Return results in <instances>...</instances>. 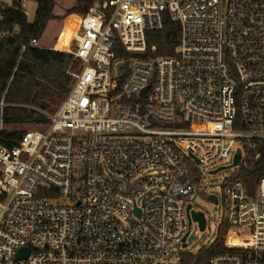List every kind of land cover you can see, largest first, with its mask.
Instances as JSON below:
<instances>
[{"label":"built area","instance_id":"obj_1","mask_svg":"<svg viewBox=\"0 0 264 264\" xmlns=\"http://www.w3.org/2000/svg\"><path fill=\"white\" fill-rule=\"evenodd\" d=\"M166 15L180 38L158 55L148 32ZM64 22L30 46L73 56L65 98L43 128L0 141V264H180L200 170L237 153L209 264H264V0H93Z\"/></svg>","mask_w":264,"mask_h":264},{"label":"trees","instance_id":"obj_2","mask_svg":"<svg viewBox=\"0 0 264 264\" xmlns=\"http://www.w3.org/2000/svg\"><path fill=\"white\" fill-rule=\"evenodd\" d=\"M24 1L13 0L0 21V32L19 28V32L0 40V120L6 125L47 123L49 119L45 114L56 111L72 82L69 68L73 56L70 53L30 46L31 39L41 37L48 22L60 16L53 11L55 1L35 0L37 7L33 20L28 19ZM92 1L87 0V6L80 9L71 7L69 13L85 12ZM148 37L149 48L153 44L157 46L155 54H173L179 42L180 26L166 15L164 28L149 31ZM22 44L27 45L24 51ZM118 47L120 42H117L116 50ZM117 54L122 52L118 50ZM24 134L23 130L3 129L0 141L13 147ZM258 145L263 149L264 139L258 140ZM252 166L253 169L242 172L249 184L256 182L262 174L260 162H253ZM222 246L223 239L219 234L214 243L204 245L196 252L183 251L180 264H209L210 256Z\"/></svg>","mask_w":264,"mask_h":264},{"label":"rangeland","instance_id":"obj_3","mask_svg":"<svg viewBox=\"0 0 264 264\" xmlns=\"http://www.w3.org/2000/svg\"><path fill=\"white\" fill-rule=\"evenodd\" d=\"M7 2H12V0H5ZM55 7L54 12L60 15L59 13H63L58 18L50 20L48 25L44 31V34L41 38V43L43 45H52L54 44L56 37L59 32L62 30L64 25V19L67 13H69V9L73 6L78 7V9L87 6V0H54ZM37 7V2L35 0H26V11L29 20H33L35 11ZM80 12V11H77ZM66 37L63 41H61L62 47H67L70 43V35L64 34ZM62 35V36H64ZM43 128L42 124H17V125H3L4 130H12L18 129L23 130L25 132L33 129ZM131 135H124L123 137H130ZM233 164V156L229 159L223 160L209 168H205L200 170L201 175V187L204 190L205 194L197 193L193 198V203L196 207L204 210L206 219H207V227L205 229H201L199 222L195 221L191 225V233L188 237V248L192 251H198L204 245L212 244L219 235V224L224 215V206H223V193L222 188L224 182L229 180L230 177L235 176L239 170L238 165ZM220 166H227L224 169L219 170L216 173H210L211 170H214ZM160 170V169H159ZM208 194H215L219 198V202H212L208 198ZM140 203V197L137 199ZM63 202H67V200H63Z\"/></svg>","mask_w":264,"mask_h":264},{"label":"water","instance_id":"obj_4","mask_svg":"<svg viewBox=\"0 0 264 264\" xmlns=\"http://www.w3.org/2000/svg\"><path fill=\"white\" fill-rule=\"evenodd\" d=\"M148 87L144 88L142 94H145L146 90H147ZM240 153H237L236 156H235V159H234V162L232 165H237L239 163V160H240ZM227 166H220L214 170H212L211 172L212 173H216L218 172L219 170L221 169H224L226 168ZM209 199L211 201H214V202H217V196L216 195H209ZM191 206L189 205L188 206V210H190ZM135 212L137 214H140V209L138 207L135 208ZM191 219H194L195 221H198L199 222V225H200V228L201 229H205V226H206V217H205V213L203 211H195V210H192L190 211L189 213ZM29 255V249L28 248H22L20 250V252L18 253V258H21V257H26Z\"/></svg>","mask_w":264,"mask_h":264},{"label":"crops","instance_id":"obj_5","mask_svg":"<svg viewBox=\"0 0 264 264\" xmlns=\"http://www.w3.org/2000/svg\"><path fill=\"white\" fill-rule=\"evenodd\" d=\"M25 4H26V1H25ZM53 11H54V9H53ZM63 13H64V12H63ZM63 13H61V12H60V13H59V14H60V16H61ZM76 13H79V12H77V11H76Z\"/></svg>","mask_w":264,"mask_h":264}]
</instances>
